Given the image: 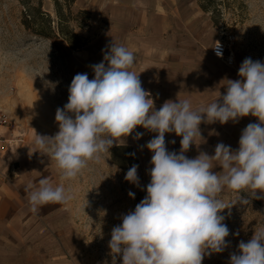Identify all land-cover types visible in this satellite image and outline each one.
Masks as SVG:
<instances>
[{"label":"rangeland","instance_id":"374dc122","mask_svg":"<svg viewBox=\"0 0 264 264\" xmlns=\"http://www.w3.org/2000/svg\"><path fill=\"white\" fill-rule=\"evenodd\" d=\"M127 3L138 7L133 14L137 19H142L154 7L157 14L168 15L172 20L171 29L164 32L166 39L171 37L172 46L171 50H165L166 54L156 50L159 55L155 57L152 54L155 50H131L135 54L131 70L139 74L145 90L151 79L142 74L153 73L148 70L149 64L165 61V58L172 63L184 61L185 54L177 50H189L188 55L197 62L230 64L234 61L241 65L248 57L264 62V0H78L73 6L75 13L80 9L91 12V19L82 28L73 22L77 33L88 42L80 50L70 48L61 38L34 35L22 23L20 1L0 0V108L9 120V124L0 126V130H7L8 126L14 130L17 138L12 151L16 153L14 167L19 169V176L27 178L28 185L38 186L39 179L48 178L53 186L63 184L73 196L66 204H48L36 212L31 210L27 200L29 214L24 221L28 228L33 223L39 226L35 234L28 231L25 264H112L108 242L113 227L121 224L122 215L134 211L147 195L153 153L146 144L158 133L143 126H137L130 136L120 140L121 144L133 148L137 157L134 164L123 169L113 161L110 149L101 154L98 162L90 161L76 178L68 180L62 178L55 161L51 162L50 157L37 150L38 146L33 143L37 134L54 136L59 131L56 110L68 102L72 79L78 73H87L89 79L94 78L91 66L102 62V50H108V43L116 41L113 33L122 27L120 10ZM44 9L56 17L52 1L46 0ZM180 21L185 24L181 30ZM140 24L136 22L134 29ZM221 39L227 42L228 56L211 60L212 47ZM225 72L229 76L232 74ZM227 83L228 80L221 77L220 81H209L202 87L192 86L191 91L183 87L184 94L172 101L188 99L193 109L206 106L226 93ZM196 90L199 91L197 94ZM157 96L152 94L151 99L158 110L169 99ZM258 122V118L251 115L226 124L202 122L201 137H196V143L185 155L189 158H195L201 152L214 155L216 145L221 142L238 149V133L249 123ZM137 132L143 135L136 138ZM18 137L23 141L19 142ZM181 139L182 136L175 132L165 133L167 149L179 153ZM30 150L33 151L31 156ZM133 165L139 166V186L125 180ZM212 171L221 172L222 167L217 165ZM130 191L135 193L134 197L129 195ZM240 195L250 202L238 201L220 213L225 216L223 223L230 230L226 238L229 246L222 253L205 256L202 264H230V255L239 253V242L249 241L255 229L264 228V199L227 188L219 198L230 204ZM41 225H44V232H40ZM116 264H122V257L117 258Z\"/></svg>","mask_w":264,"mask_h":264},{"label":"clouds","instance_id":"9594fccd","mask_svg":"<svg viewBox=\"0 0 264 264\" xmlns=\"http://www.w3.org/2000/svg\"><path fill=\"white\" fill-rule=\"evenodd\" d=\"M212 48L223 57L220 42ZM107 49L102 50L104 60L91 66L94 78L78 73L72 79L68 102L56 110L59 131L54 136L37 134L33 143L68 180L120 145L137 126L158 133L146 144L153 153L147 195L112 229L108 242L112 264L118 257L122 264H202L205 256L229 246L230 230L220 213L238 201L250 202L240 195L234 203H225L219 198L222 191L264 199V62L245 58L238 69L240 79H228L226 93L206 106L193 109L190 100L179 99L165 101L157 110L139 74L131 70L134 52L115 40ZM248 115L259 122L242 130L238 149L221 142L214 155H185L201 137L202 122L226 124ZM171 132L182 136L179 153L167 149L165 133ZM142 135L137 132L136 138ZM217 165L221 172L212 171ZM138 167L133 165L125 175L137 186ZM25 194L33 212L73 199L63 184L53 186L48 178L39 179L38 186L27 185ZM238 249L230 255V264H264V228L255 229L249 241L241 240Z\"/></svg>","mask_w":264,"mask_h":264},{"label":"crops","instance_id":"0c3cea01","mask_svg":"<svg viewBox=\"0 0 264 264\" xmlns=\"http://www.w3.org/2000/svg\"><path fill=\"white\" fill-rule=\"evenodd\" d=\"M164 7L166 8V5ZM136 9H138L136 5L127 3L120 10L119 21L122 27L113 33L116 38L115 42L126 46L129 50H155L152 53L155 57L159 55L156 50H159L160 54H166L165 50L172 48L171 37L169 39L164 37L166 29H171V17L157 14L152 7L147 15H143L142 19H137L133 15ZM136 22H141L138 29H134ZM179 24L180 30L183 29L185 26L183 21H180ZM177 51L180 54H185L184 61L172 63L167 58L165 61H155L148 67V70L153 73L142 74L151 79L150 83L145 86L148 89L146 91H149L151 95L155 94L159 98L176 100V97L184 94V89H181L183 87L189 88L187 91H191L190 87L192 86L202 87L206 82L220 81L221 77L226 80L240 79L238 76L240 64L234 61L230 64H221L215 61L211 63L197 62L193 56L188 55L189 50ZM192 51L195 52V50ZM210 59L221 60L213 54V49ZM221 70H224L223 73ZM225 71H231V76L226 75ZM161 81L163 83H160ZM198 92L196 90L195 94ZM241 134L242 132L238 133L239 136ZM16 139L11 127L8 126L7 130H0V264H25L28 231L35 234L39 226L38 223H33L28 228L27 222L24 221L29 214V207L26 205L28 198L25 194L28 180L26 177L19 176L17 172L19 169L14 167L13 157L16 153L12 151L15 150ZM18 141L22 142L23 139L18 137ZM40 228V232H42L44 225H41Z\"/></svg>","mask_w":264,"mask_h":264},{"label":"trees","instance_id":"16d2710c","mask_svg":"<svg viewBox=\"0 0 264 264\" xmlns=\"http://www.w3.org/2000/svg\"><path fill=\"white\" fill-rule=\"evenodd\" d=\"M19 1L23 6L22 23L34 35L47 39L61 38L75 50L86 45L87 40L77 33L73 22L82 28L91 19V12L88 9H80L75 13L73 6L77 0H50L55 7V18L44 9L46 0ZM201 7L205 10L202 3ZM111 151L113 161L123 169L137 161L133 148L129 145H115Z\"/></svg>","mask_w":264,"mask_h":264},{"label":"built area","instance_id":"2783aa9c","mask_svg":"<svg viewBox=\"0 0 264 264\" xmlns=\"http://www.w3.org/2000/svg\"><path fill=\"white\" fill-rule=\"evenodd\" d=\"M218 42H220V44L222 45V52H223V57H218L216 55V52L215 50L213 49V54L218 57V58H221V59H224L228 56V45H227V42L224 41V40H218ZM217 43V42H216ZM9 124V120L7 118V115L6 113L0 108V126H5Z\"/></svg>","mask_w":264,"mask_h":264}]
</instances>
